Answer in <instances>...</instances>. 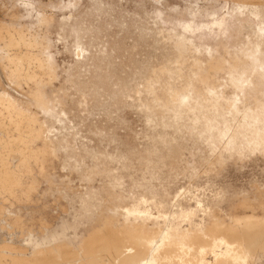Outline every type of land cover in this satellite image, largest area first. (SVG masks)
<instances>
[{
    "label": "rangeland",
    "instance_id": "rangeland-1",
    "mask_svg": "<svg viewBox=\"0 0 264 264\" xmlns=\"http://www.w3.org/2000/svg\"><path fill=\"white\" fill-rule=\"evenodd\" d=\"M262 76L264 0H0V264H264Z\"/></svg>",
    "mask_w": 264,
    "mask_h": 264
},
{
    "label": "bare ground",
    "instance_id": "bare-ground-1",
    "mask_svg": "<svg viewBox=\"0 0 264 264\" xmlns=\"http://www.w3.org/2000/svg\"><path fill=\"white\" fill-rule=\"evenodd\" d=\"M248 53H249V52H248ZM250 54H251V53H250ZM250 56H251V55H250ZM256 58H257V57H256ZM13 59H14V58H13ZM251 59H252V58H251ZM14 60H15V59H14ZM17 60H19V59H17ZM23 61H24V60H23ZM250 61H252V60H250ZM15 62H17V61H15ZM15 62H14V63H15ZM250 65H251V64H250ZM249 67H250V66H249ZM252 67H253V66H252ZM255 69H256V68H255ZM255 69H254V70H255ZM257 69H258V68H257ZM230 74H231V73H230ZM233 74H234V73H233ZM235 75H236V74H235ZM237 75H238V74H237ZM199 77H200V76H199ZM263 78H264V77L262 76V79H263ZM196 79H197V78H196ZM236 79H237V78H236ZM232 81H233V80H232ZM154 83H155V82H154ZM195 85H196V84H195ZM240 85H241V84H240ZM231 86H232V85H231ZM238 86H239V85H238ZM238 86H237V87H238ZM239 87H240V86H239ZM182 94H183V93H182ZM184 95H185V94H184ZM193 96H194V95H193ZM212 96H213V95H212ZM189 98H190V97H189ZM252 102H253V101H252ZM217 103H218V102H217ZM196 105H197V104H196ZM257 105H258V104H257ZM212 106H213V105H212ZM227 106H228V105H227ZM260 106H261V105H260ZM262 106L264 107V105H262ZM262 106H261V107H262ZM263 107H262V108H263ZM219 109H220V108H219ZM228 109H229V108H228ZM259 109H260V107H259ZM220 110H221V109H220ZM229 111H230V110H229ZM261 111H262V109H261ZM261 111H259V112H261ZM263 112H264V111H263ZM263 112H261L262 114L260 115V117L263 116ZM221 113H222V112H221ZM257 116H258V115H257ZM260 119H261V118H260ZM16 127H17V126H16ZM1 129H2V128H1ZM218 135H219V134H218ZM1 182H2V181H1ZM3 182H4V181H3ZM0 187H1V186H0ZM132 211H133V210H131L130 212H132ZM134 211H135V210H134ZM130 212H129V213H130ZM132 213H134V212H132ZM242 220H243V219H242ZM245 221H246V220H245ZM248 222H249V221H248ZM248 222H247V224H249L251 221H250L249 223H248ZM235 223H237V222H235ZM239 223H240V222H239ZM244 223H245V222H244ZM254 225H255V223H254ZM258 225H259V224H258ZM250 226H252V225H249V227H250ZM246 227H247V226H246ZM255 227H256V226H255ZM258 227L260 228L261 226H258ZM242 228H243V227H242ZM250 228H252V227H250ZM218 229H219V228H217V230H218ZM247 229H248V228H247ZM252 229L255 230L254 228H252ZM212 230H213V229H212ZM217 230H216V229H215V231L213 230L214 233L216 232L215 234H217V232L219 231V230H218V231H217ZM228 230H229V229H228ZM248 230H250L251 232H254V231L251 230V229H248ZM263 230H264V229H263ZM132 231H133V230H132ZM240 231H241V230H240ZM243 231H244V230H242L241 233H245V234H243V235H248L247 237H246V236L244 237V236L240 233L241 236L238 235V238H237V237L234 238V237H233L234 235L232 236V238H231V237H230V238H227V234L224 233L225 231L223 232V231L221 230L220 235H218L219 233L217 234L219 238L221 237V240H218V242L214 243V245L211 244V243H210V244H209V243H205V242H204L205 240H203V242H204L203 244H202V243H201V244H196V243H195L196 245H200V247H198V248H202V249L205 248V249H207V250H209V249L212 248V247H218V246H220V245L226 247V250H225L223 253H220V254L213 253V262H212V263H208L207 261H205V260L203 259V257L201 256V255L203 254V253H202L201 255H197V256L194 254V258H195V260H189V259L187 258V259H188V261H187L186 259L183 258L184 260H180L178 264H228V263H229V262H227L228 259H229L228 261H232V262H233V260L237 261V259H240L239 261H241V259L243 258V257H242V252H243V251H242V252H240V251L242 250L243 245L247 244V245H245V246H247V247L250 246L249 249H251L252 252H253V251H254L253 249H255V248L252 249L251 247H254V245L258 247V246H259V245H258V244H259V240H260V239L257 237V234H256V236H254L253 234H255V233L251 234L250 232H247L246 230H245V232H243ZM256 231H257V229H256ZM118 232H119V231H118ZM219 232H220V231H219ZM222 232H223V234H222ZM231 232H232V231H231ZM246 232H247L248 234H246ZM259 232L261 233V231H259ZM110 233H111V232H110ZM126 233H127V232H126ZM208 233H210V232H208ZM212 233H213V232H212ZM212 233H210L211 236H212ZM214 233H213V235H214ZM226 233H227V232H226ZM249 233H250L251 235H249ZM108 234H109V233H108ZM135 234H136V233H135ZM148 234H149V233H148ZM233 234H234V233H233ZM114 235H115V234H113V236H114ZM122 235H123V234H122ZM139 235H140V234H139ZM171 235H172V234H171ZM171 235H170V236H171ZM207 235H209V234H207ZM230 235H231V234H230ZM230 235H229V236H230ZM235 235H236V234H235ZM259 235H260V234H259ZM108 236H109V235H108ZM110 236H112V234H111ZM110 236H109V237H110ZM124 236H125V235H124ZM173 236H174V235H173ZM180 236H181V235H180ZM180 236H179V237H180ZM236 236H237V235H236ZM95 237H96V236H95ZM115 237H116V238L118 237L117 234H116ZM134 237H135V236H134ZM179 237H178V238H179ZM183 237H184V236H183ZM213 237H214V236H213ZM213 237H212V238H213ZM110 238L112 239V237H110ZM116 238H115V239L113 238V240H110V239H106V240H105V239H103V241H104V242L106 241L105 243H107V242L109 241V244H110L111 241H112L111 244L113 245V242H115L114 240H116ZM118 238H119V237H118ZM128 238H129V237H128ZM128 238H126V239H127V243H128V242H129V243H131V242L133 243V241H132L133 239L130 237L131 239L129 238V239H130V240H129ZM175 238H176V237H175ZM260 238H261V235H260ZM263 238H264V237H263ZM97 239H98V238H97ZM119 239H121V238H119ZM119 239L116 240V246L118 245V246H117V249H118V247H119V249H120V246H119V245H121V244H117V242L119 241ZM135 239H136V238H135ZM183 239H184V238H183ZM121 240H123V239H121ZM121 240H120V241H121ZM166 240H167V239H166ZM170 240H171V239H170ZM262 240H264V239H262ZM98 241H101L100 238H99ZM98 241H97V243H101V242H98ZM123 241H124L123 243H125L126 240H123ZM181 241H185V240H181ZM181 241H180V242H181ZM187 241H188V240H187ZM91 242H92V240H91ZM104 242H103L102 244H104ZM121 242H122V241H121ZM142 242H143V241H141L140 243H142ZM173 242H174V241H173ZM201 242H202V241H201ZM208 242H210V240H208ZM94 243H96V240H95L94 242H92V244H94ZM119 243H120V242H119ZM132 243H131V245H132ZM143 243H144V245L141 244V246H145L146 244L148 245L149 243L151 244V242H147V241H145V242H143ZM184 243H187V242H184ZM188 243H189V242H188ZM212 243H213V242H212ZM107 244H108V243H107ZM111 244H110V245H111ZM180 244H181V243H180ZM251 244H252L253 246H252ZM100 245H101V244H100ZM105 245H106V244H105ZM112 245H111V249H112ZM114 245H115V243H114ZM139 245H140V244H139ZM93 246H94V245H93ZM93 246H91V247H93ZM95 246H97V245H95ZM129 246H130V245H129ZM136 246H137V245H136ZM148 246H149V245H148ZM151 246H152V244H151ZM151 246H149V248L145 246V247L142 248V249H144V250L147 249V248L150 249ZM207 246H210V247L208 248ZM245 246H244V249L246 248V250H247L248 252H250L251 250L247 249V247H245ZM260 246L263 247V249H261V250L263 251V250H264L263 242L260 243ZM97 247L101 248V246H99V245H98ZM106 247H108V245H107ZM106 247L104 248V245H103V246H102V250L105 249V251H109V249H107ZM109 247H110V246H109ZM109 247H108V248H109ZM123 247H124V245H123ZM123 247H121V248H123ZM134 247H135V245H134ZM138 247H139V246H138ZM138 247H137V249H138ZM173 247H174V246H173ZM173 247H172V249H171L172 251H173ZM196 247H197V246H196ZM261 247H260V248H261ZM93 248L95 249L96 247H93ZM99 248H98L97 250H101V249H99ZM125 248H127V247H126V244H125ZM85 249H86V248H85ZM89 249H91V248H89ZM117 249H116V247H115V251L118 253L119 249H118V251H117ZM129 249H130V248H129ZM137 249H136V254H137V255H134L135 258H134V256H132V257H131V256H128V258H127V257H126V258H123V260H121L120 263L118 262V264H159V261H160V260H158V259H157V260H154L152 257H151V258L149 257L148 259L145 258V257H144V258L141 257L142 254H143L141 251H139V250L141 249V247H140L139 250H137ZM168 249H169V248H168ZM168 249H167V251H168ZM213 249H214V248H213ZM91 250H92V249H91ZM95 250H96V249H95ZM97 250H96V251H97ZM133 250L135 251V249H133ZM133 250H132V251H133ZM169 250H170V249H169ZM211 250H212V249H211ZM257 250L259 251L260 249H257ZM93 251H94V250H93ZM96 251H94V252H95L96 254H99L98 252H100V251H97V252H96ZM112 251H114V250L112 249ZM130 251H131V250H130ZM137 251H139V252H137ZM165 251H166V250H165ZM167 251H166V252H167ZM203 251H204V249H203ZM56 252H57V251H56ZM88 252H90V253L92 254V251L89 250ZM162 252H163V249H162ZM166 252H165V254H167ZM168 252H169V251H168ZM206 252H207V251H206ZM208 252H209V251H208ZM263 252H264V251H263ZM141 253H142V254H141ZM158 253H160V252H158ZM163 253H164V252H163ZM172 253H173V252H172ZM204 253H205V252H204ZM88 254H89V253H88ZM91 254H89V255L91 256ZM93 254H94V253H93ZM93 254H92V255H93ZM119 254H120V252H119ZM133 254H134V252H133ZM140 254H141V255H140ZM144 254H145V252H144ZM144 254H143V256H144ZM168 254H169V253H168ZM168 254H167V255H168ZM209 254H210V253H209ZM86 255H87V254H86ZM106 255H107V254H106ZM139 255H140V257H139ZM162 255H163V254H162ZM172 255H173V254H172ZM176 255H177V254H176ZM211 255H212V254H211ZM243 255H244V254H243ZM60 256L62 257V255H60ZM67 256H68V255H67ZM73 256H74V255H73ZM95 256H96V255H95ZM119 256H120V255H119ZM158 256H159V255H158ZM164 256H166V255H164ZM52 257H53V256H52ZM55 257H58V256H55ZM55 257H54V258H55ZM85 257H86V256H85ZM170 257H171V256H170ZM190 257H191V256H190ZM192 257H193V256H192ZM54 258H53V259H54ZM65 258H66V257H65ZM93 258H94V257H93ZM121 258H122V257H121ZM159 258H160V257H159ZM165 258H166V257H165ZM194 258H193V259H194ZM61 259H62V258H61ZM94 259H95V258H94ZM133 259H134V260H133ZM168 259H169V257L167 258V260H168ZM170 260H171V258H170ZM242 260H243V259H242ZM90 261H91V260H90ZM162 261H164V260H162ZM52 262H54V261H52ZM110 262H111V261H110ZM86 263H87V262H86ZM88 263H89V262H88ZM90 263H91V262H90ZM116 263H117V262H116ZM169 263H171V262L169 261ZM52 264H53V263H52ZM111 264H112V263H111ZM113 264H114V263H113ZM163 264H164V263H163ZM165 264H166V261H165ZM176 264H177V263H176Z\"/></svg>",
    "mask_w": 264,
    "mask_h": 264
}]
</instances>
